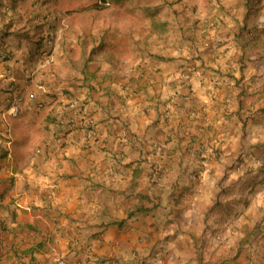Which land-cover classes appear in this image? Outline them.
I'll return each mask as SVG.
<instances>
[{"label":"crops","instance_id":"crops-1","mask_svg":"<svg viewBox=\"0 0 264 264\" xmlns=\"http://www.w3.org/2000/svg\"><path fill=\"white\" fill-rule=\"evenodd\" d=\"M72 1L0 0V264H264V0L90 29Z\"/></svg>","mask_w":264,"mask_h":264},{"label":"rangeland","instance_id":"rangeland-1","mask_svg":"<svg viewBox=\"0 0 264 264\" xmlns=\"http://www.w3.org/2000/svg\"><path fill=\"white\" fill-rule=\"evenodd\" d=\"M154 1L155 3L152 0L147 4L143 0H114L113 5H109L107 0L106 3L94 7L91 0H74L70 3L68 16H88L85 26L90 29L94 28L93 16H135V24L139 25L142 22L140 16H190L192 10L194 16H233L242 6L254 10L260 4L258 0H192L181 4V0H167L164 8L159 0ZM71 24H78L75 17H72Z\"/></svg>","mask_w":264,"mask_h":264},{"label":"built area","instance_id":"built-area-1","mask_svg":"<svg viewBox=\"0 0 264 264\" xmlns=\"http://www.w3.org/2000/svg\"><path fill=\"white\" fill-rule=\"evenodd\" d=\"M21 96L17 99L12 114L17 116L19 113V104L22 102ZM69 114L60 120V126L64 127L68 133L77 134L83 132L86 140H97L101 136V131L94 117L86 112L82 103L78 101L71 102L68 105ZM1 199V195H0ZM56 264H71L65 257L58 256L55 259ZM116 264V263H114Z\"/></svg>","mask_w":264,"mask_h":264},{"label":"trees","instance_id":"trees-1","mask_svg":"<svg viewBox=\"0 0 264 264\" xmlns=\"http://www.w3.org/2000/svg\"><path fill=\"white\" fill-rule=\"evenodd\" d=\"M91 1L94 2V7L107 2V0H91Z\"/></svg>","mask_w":264,"mask_h":264}]
</instances>
